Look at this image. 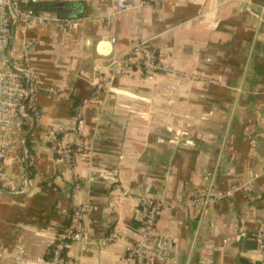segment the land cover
<instances>
[{
    "label": "crops",
    "instance_id": "1",
    "mask_svg": "<svg viewBox=\"0 0 264 264\" xmlns=\"http://www.w3.org/2000/svg\"><path fill=\"white\" fill-rule=\"evenodd\" d=\"M49 1L70 4L65 30L14 28L34 45L41 117L27 134L34 171L22 149L6 160L9 178L26 190L0 191V264H18L21 247L34 262L48 259L52 238L74 224L81 204L87 240L68 258L135 264L126 256L139 239L143 199L164 204L158 229L177 239L172 264H264V24L245 12H264V0H159L121 14L115 0ZM141 41L170 72L114 78L110 57ZM80 119L87 149L75 179L45 131L59 122L73 133ZM235 185L244 191L206 207L190 203ZM113 231L118 242L103 247Z\"/></svg>",
    "mask_w": 264,
    "mask_h": 264
},
{
    "label": "built area",
    "instance_id": "2",
    "mask_svg": "<svg viewBox=\"0 0 264 264\" xmlns=\"http://www.w3.org/2000/svg\"><path fill=\"white\" fill-rule=\"evenodd\" d=\"M41 1L49 0H0V191L13 194L24 193L26 185L23 182L19 186L18 182L9 178L5 170L6 160L11 154L22 149L26 162L28 158L25 147L26 136L29 129L35 122L40 121L41 117L40 111L35 106L39 93L37 76L31 67L34 45L26 38L17 39L14 28L19 24L28 28L33 25L54 23L57 28L65 30L63 20L49 14L35 15L33 11L24 9L28 4H37ZM158 3L159 0H115L114 5L117 13L121 14ZM245 12L264 24V12L256 11L251 6H248ZM110 60L113 64L114 78L124 77L138 70L148 80H154L159 73L170 72L165 68L162 55L146 41L139 42L124 58L120 59L112 55ZM84 127L85 121L80 119L73 133L59 122L51 124L45 131V139L53 153L60 156L67 171L74 174L75 179L78 157L87 149ZM114 174L116 172H104L102 176L106 178ZM244 189L239 185L232 186L222 197L199 193L190 200V203L206 207L216 204L223 197H232L236 192L244 191ZM142 205L145 213L139 228L140 238L128 247L126 257L135 264H172L171 253L177 241L157 230L158 218L163 209L162 203L143 199ZM86 212V205L75 206L74 224L52 238L49 259L34 262L21 247L15 256L16 262L18 264H77L68 258L67 252L73 244H83L87 240L84 226ZM118 240L117 232L113 231L101 240V245L109 247ZM257 240L261 244L264 240V221L260 224ZM3 257V251L0 249V261Z\"/></svg>",
    "mask_w": 264,
    "mask_h": 264
},
{
    "label": "trees",
    "instance_id": "3",
    "mask_svg": "<svg viewBox=\"0 0 264 264\" xmlns=\"http://www.w3.org/2000/svg\"><path fill=\"white\" fill-rule=\"evenodd\" d=\"M59 5L60 4L58 2H55V1H41L37 4H28L25 6L24 9H29V10L33 11V13L35 15H41V14L56 15V12L59 8ZM69 5L70 4L66 3L62 6L68 8ZM25 147L27 149L28 169L33 172L34 170H33V166L31 164V162H32V158L34 156L35 151H34V148L32 146V143H31V136L30 135H27V137H26ZM57 155L58 154H56V157L59 156V155L58 156ZM68 228H71V225ZM47 258L49 259L50 256L48 255Z\"/></svg>",
    "mask_w": 264,
    "mask_h": 264
},
{
    "label": "water",
    "instance_id": "4",
    "mask_svg": "<svg viewBox=\"0 0 264 264\" xmlns=\"http://www.w3.org/2000/svg\"><path fill=\"white\" fill-rule=\"evenodd\" d=\"M59 4H60V3H59ZM56 15H57L58 19H61V20L71 18V15H69V14L67 15V14L64 12L63 6H62L61 4L59 5V8H58V10H57V12H56ZM2 192L7 193L6 191H3V190H2Z\"/></svg>",
    "mask_w": 264,
    "mask_h": 264
},
{
    "label": "rangeland",
    "instance_id": "5",
    "mask_svg": "<svg viewBox=\"0 0 264 264\" xmlns=\"http://www.w3.org/2000/svg\"><path fill=\"white\" fill-rule=\"evenodd\" d=\"M102 173H104V172H102ZM162 203V202H161ZM162 205L164 206V204L162 203ZM158 220H159V218H158ZM157 230H158V232L159 233H161V234H164V235H166L165 233H163V232H160V230L158 229V226H157ZM87 234V233H86ZM167 237H173V236H170V235H166ZM139 238H140V234H139ZM176 241H177V239L175 238V237H173ZM138 241V240H137ZM136 242V241H135ZM176 245H177V243H176ZM175 247V246H174Z\"/></svg>",
    "mask_w": 264,
    "mask_h": 264
}]
</instances>
